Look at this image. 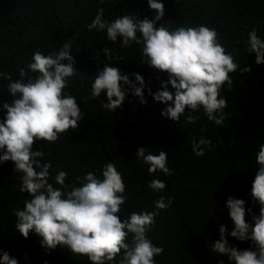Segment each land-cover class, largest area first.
I'll return each instance as SVG.
<instances>
[{
	"label": "trees",
	"instance_id": "1",
	"mask_svg": "<svg viewBox=\"0 0 264 264\" xmlns=\"http://www.w3.org/2000/svg\"><path fill=\"white\" fill-rule=\"evenodd\" d=\"M165 5L162 23L169 30L179 26L206 25L215 28L221 44L243 68L249 65L250 73L238 69L231 73L233 84L226 85L221 95L227 99L223 109V127L209 121L201 107L191 115L199 116L194 123L161 116L166 104L157 102L148 94L160 90L168 79L148 63L142 55V45L133 43L122 48V38L111 42L106 31H89L87 25L103 9V18L112 21L118 16L136 13L140 19L154 18V10L147 0H0V72L20 79L21 69L26 70L25 82L38 73L28 70L35 51L47 55L59 51L71 41V54L75 56L76 73L68 79L65 90L77 97L84 118L79 128L61 134L55 143L37 141L34 150H43V161H51L54 177L59 171L68 173L66 183H75L76 177L94 172L102 178V167L115 163L126 184V197L121 219L131 212L155 211V224L148 232L149 239L164 252L157 256V264H234L227 256L212 252L211 244L219 239L220 225H226L229 244L239 249L255 250L250 241L231 237L233 229L226 201L229 196L243 199L246 208L259 214V204L251 197L255 176L256 153L264 143V64L255 63V53L247 46L248 32L257 30L264 39V0H161ZM139 35V34H138ZM112 50L111 66L121 74H141L147 87L146 104L128 91L123 106L116 111L101 107L107 103L106 92L91 98V84L97 68L107 63L103 49ZM96 55V60L93 57ZM121 56L123 59H121ZM66 63V61H65ZM10 81L0 78V109L3 103L14 98L8 92ZM169 90H175L169 85ZM82 99H86L85 104ZM6 110L0 111L3 119ZM203 129V131L201 130ZM201 138L211 140L215 147H205L203 156L193 152L192 142ZM146 147L152 154L168 152L167 167L171 175L157 171L149 174V165L137 161L135 152ZM12 161L0 164V248L19 259L20 264H91L87 256L73 255L67 247L57 246L46 251L40 245L41 237L31 233L23 238L15 228L17 209L24 200L19 186L22 173L13 171ZM152 179L164 180L167 187L154 192L148 187ZM54 183V180H50ZM59 187V185H55ZM171 198L166 209H157L155 202ZM251 223V214L246 215ZM131 237L129 236V239ZM27 253V259H25ZM118 259V258H117Z\"/></svg>",
	"mask_w": 264,
	"mask_h": 264
},
{
	"label": "clouds",
	"instance_id": "2",
	"mask_svg": "<svg viewBox=\"0 0 264 264\" xmlns=\"http://www.w3.org/2000/svg\"><path fill=\"white\" fill-rule=\"evenodd\" d=\"M147 3L156 13L154 18L145 16L140 19L136 13H130L110 22L103 18L101 8L87 28L89 31H106L111 42L122 38V48L133 43L142 45V55L146 57L143 63L167 73L168 79L161 83L160 90L153 93L148 88V94L155 101L167 105L161 116L179 121L187 109L185 121L194 124L199 116L190 113L202 107L209 121L223 127V109L227 107V99L221 91L225 85L232 87L231 73L238 69L241 73H250L251 67H240L221 44L215 28L200 25L169 30L162 23L157 26L165 15V5L161 0H147ZM247 35L248 50L255 53V63L264 64V39L258 36L256 29ZM71 48L69 40L59 51L47 55L35 51L28 70L38 75L26 82L24 77L27 72L24 69L19 72L20 79L15 81L8 73L0 72V78L10 81L8 92L14 98L3 103L0 109L6 110L3 119H0V164L14 163L13 171L22 173L19 191L30 197L24 200L23 208L14 213L15 228L25 239L31 233L41 237L40 245L46 251L55 250L57 246L67 247L73 255L87 256L91 264H157L155 258L164 252V248L156 246L149 239L148 232L155 224L158 213L133 211L121 219L122 206L128 200L125 195L127 186L115 163L103 165L102 178L94 172L77 176L76 181L80 184L77 186L66 183L69 177L63 170L53 177L50 172L52 162L43 161L45 152L34 150L37 141L55 143L61 134L79 128V122L84 118L77 97L65 91L68 88L67 78L76 73V60ZM111 52L107 47L103 49L107 63L96 70L91 84V98L101 97L106 92L107 103L101 107L116 111L123 106L131 90L141 104H146L144 77L132 73L133 80L129 74H121L118 67L111 66ZM96 58L95 55L93 59ZM169 85L174 92L169 90ZM82 101L87 103L86 99ZM192 146L197 156L204 155L205 147H215L206 138L193 141ZM135 158L149 165L150 175L157 171L165 176L171 175L167 167L168 152L163 149L158 154H152L148 148L141 146L137 148ZM255 159L258 167L252 181L251 197L259 204V214L246 208L243 199L229 196L226 201L233 222L231 237L238 241H250L255 250H241L229 244L226 225H220L219 239L211 244L212 252L227 256L234 264H264V143L259 145ZM148 187L160 192L167 184L164 180L152 179ZM170 204L171 198L165 203V197L161 196L156 200L155 207L163 210ZM248 214H251V223L246 219ZM24 255L27 259V253ZM0 264H20V261L0 248Z\"/></svg>",
	"mask_w": 264,
	"mask_h": 264
}]
</instances>
